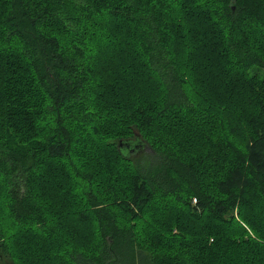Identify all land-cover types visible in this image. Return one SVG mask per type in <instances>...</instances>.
Returning <instances> with one entry per match:
<instances>
[{
  "label": "trees",
  "instance_id": "obj_1",
  "mask_svg": "<svg viewBox=\"0 0 264 264\" xmlns=\"http://www.w3.org/2000/svg\"><path fill=\"white\" fill-rule=\"evenodd\" d=\"M5 262L264 264V0H0Z\"/></svg>",
  "mask_w": 264,
  "mask_h": 264
},
{
  "label": "rangeland",
  "instance_id": "obj_2",
  "mask_svg": "<svg viewBox=\"0 0 264 264\" xmlns=\"http://www.w3.org/2000/svg\"><path fill=\"white\" fill-rule=\"evenodd\" d=\"M146 152V150L140 151L139 153H137L136 158H140L142 154H144ZM8 261V260H7ZM6 264H8L7 262H5Z\"/></svg>",
  "mask_w": 264,
  "mask_h": 264
}]
</instances>
